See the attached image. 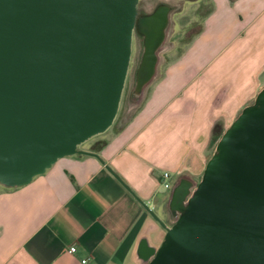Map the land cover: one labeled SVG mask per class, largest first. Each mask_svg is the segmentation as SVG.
I'll list each match as a JSON object with an SVG mask.
<instances>
[{
  "label": "water",
  "instance_id": "water-1",
  "mask_svg": "<svg viewBox=\"0 0 264 264\" xmlns=\"http://www.w3.org/2000/svg\"><path fill=\"white\" fill-rule=\"evenodd\" d=\"M139 0H0V184L16 188L80 146L118 113L134 33L144 34L134 99L158 73L171 27L167 3ZM138 35H140L138 33ZM107 168L132 191L122 178ZM159 246L138 245L141 264H264V87L223 131L199 181L179 177Z\"/></svg>",
  "mask_w": 264,
  "mask_h": 264
},
{
  "label": "crops",
  "instance_id": "crops-1",
  "mask_svg": "<svg viewBox=\"0 0 264 264\" xmlns=\"http://www.w3.org/2000/svg\"><path fill=\"white\" fill-rule=\"evenodd\" d=\"M262 87L264 0H211L190 40L160 55L133 115L98 148L81 146L99 158L65 156L29 184H0V264H141V237L159 246L162 226L135 194L160 215L159 173L198 181L215 124L229 126Z\"/></svg>",
  "mask_w": 264,
  "mask_h": 264
},
{
  "label": "rangeland",
  "instance_id": "rangeland-1",
  "mask_svg": "<svg viewBox=\"0 0 264 264\" xmlns=\"http://www.w3.org/2000/svg\"><path fill=\"white\" fill-rule=\"evenodd\" d=\"M167 3L173 8H177V12L173 13L171 16V27L168 34V38L164 44V48L161 52V62H165L170 57H172L177 51H179L185 44L190 40L194 33L200 28L202 24V19L204 15L211 8V0H139L138 9L141 10L144 8V12H152L155 8L162 4ZM173 12V11H172ZM142 51V43L140 38L136 33L133 36V47H132V56L131 63L129 67V72L125 82V87L122 94V99L118 113L115 117V120L110 128L118 129L120 128L125 121L133 115L136 110V101L134 99V87H135V78L136 71L140 60V55ZM255 97H251L248 101V104L254 101ZM246 104V105H248ZM245 105V106H246ZM244 106V107H245ZM243 107V108H244ZM223 129L225 130L226 126L222 121L220 122ZM223 130V131H224ZM104 134H98L82 144L81 146H86L92 144L93 148H98L102 143V137ZM220 138V137H219ZM219 140V139H218ZM215 139L214 134L212 135L211 148L212 153L215 149V146L218 142ZM80 146V147H81ZM212 156V155H211ZM166 170H162L159 173V176L164 173ZM176 174L172 175V182L169 188H166L162 180L157 181V192L160 197L169 195L172 187L175 184ZM201 179V178H200ZM198 179V181L200 180ZM167 198L164 200V207H156L160 212V217L168 224L172 225L174 220L172 219L168 209H167ZM166 230L162 227V238L161 242L164 239ZM159 244V245H160Z\"/></svg>",
  "mask_w": 264,
  "mask_h": 264
},
{
  "label": "built area",
  "instance_id": "built-area-1",
  "mask_svg": "<svg viewBox=\"0 0 264 264\" xmlns=\"http://www.w3.org/2000/svg\"><path fill=\"white\" fill-rule=\"evenodd\" d=\"M161 179H162L163 184L166 188H169L171 186L172 174L169 171H165L164 173H162ZM77 248H78V244H74V245L70 246L69 252L74 253V252H76ZM83 262L85 263L86 259H84Z\"/></svg>",
  "mask_w": 264,
  "mask_h": 264
},
{
  "label": "trees",
  "instance_id": "trees-1",
  "mask_svg": "<svg viewBox=\"0 0 264 264\" xmlns=\"http://www.w3.org/2000/svg\"><path fill=\"white\" fill-rule=\"evenodd\" d=\"M223 130H224V129H223L221 123H220V122H217V123L215 124V126H214V131H213V134H214V137H215L216 140H218L219 137L222 135ZM102 144H103V143H102ZM102 144H101V145H102ZM101 145H100V146H101Z\"/></svg>",
  "mask_w": 264,
  "mask_h": 264
},
{
  "label": "flooded vegetation",
  "instance_id": "flooded-vegetation-1",
  "mask_svg": "<svg viewBox=\"0 0 264 264\" xmlns=\"http://www.w3.org/2000/svg\"><path fill=\"white\" fill-rule=\"evenodd\" d=\"M139 10V9H138ZM177 8H173V12H172V15H173V13H175V12H177ZM139 12H140V16L144 19V14H148V13H150V12H144V8L143 9H141V10H139ZM138 33L140 34V35H138ZM137 35H138V37L140 38V40L142 41L143 39H144V34L143 33H141V32H137L136 33Z\"/></svg>",
  "mask_w": 264,
  "mask_h": 264
}]
</instances>
